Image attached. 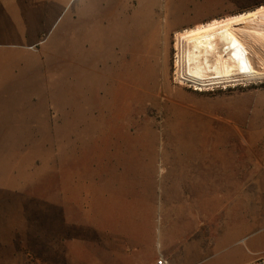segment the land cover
Returning <instances> with one entry per match:
<instances>
[{
	"label": "rangeland",
	"instance_id": "374dc122",
	"mask_svg": "<svg viewBox=\"0 0 264 264\" xmlns=\"http://www.w3.org/2000/svg\"><path fill=\"white\" fill-rule=\"evenodd\" d=\"M262 4L53 0L39 27L13 44L0 40V91L13 88L12 96L0 97V121L13 125L0 128V264H13V246L34 230L47 235L45 220L107 217L117 233L145 227L140 235L147 240L153 226L159 250L165 242L156 229L170 224L171 205L182 219L188 202L201 212V194L174 184L169 157L201 153L202 142L226 160L220 178L227 185L233 175L245 190L260 182L264 79L199 91L173 75L174 29ZM220 195L219 206L232 197ZM219 206L211 202L210 209ZM20 253L21 261L46 264ZM118 260L104 255L96 264ZM141 260L149 263L150 256Z\"/></svg>",
	"mask_w": 264,
	"mask_h": 264
},
{
	"label": "crops",
	"instance_id": "0c3cea01",
	"mask_svg": "<svg viewBox=\"0 0 264 264\" xmlns=\"http://www.w3.org/2000/svg\"><path fill=\"white\" fill-rule=\"evenodd\" d=\"M48 1L53 0H0V40L13 44V39L21 38L33 27H39ZM179 29H174V32ZM169 47L170 36L162 40L160 73ZM12 89L0 91V97L12 96ZM0 115L1 120L4 117L2 113ZM12 126L2 124L0 128L13 129ZM208 146V142L206 148L202 142L201 153L186 157L178 155L173 160L169 157L170 161L175 162V165H171L176 174L174 184L177 188L185 187L186 194H201V212H194L199 203L188 202L190 208H186L188 212L183 220L176 205H171L175 213L167 217L170 224L156 229L165 242L159 250L156 238L153 240V226H150L151 236L147 240L140 235L145 227L130 225L131 229L117 233L111 218L107 217H92L73 224L66 220H57L55 224L45 220L42 226L47 235H40L34 230V235L23 238L13 246V264H34L30 259L21 261L19 252L25 256L34 253L46 264H96L104 255L116 257L117 260L119 257L117 264H155L158 255L165 256L169 264H245L264 255V176L246 190L236 180V175L230 178L227 185L226 178H220V161L226 160H221L219 154L211 155ZM221 193L232 194L223 206H219ZM211 202L218 204L219 208L211 210ZM70 225L75 228L70 229ZM48 231L53 233L49 234ZM147 256H150L149 263L141 260Z\"/></svg>",
	"mask_w": 264,
	"mask_h": 264
},
{
	"label": "bare ground",
	"instance_id": "6f19581e",
	"mask_svg": "<svg viewBox=\"0 0 264 264\" xmlns=\"http://www.w3.org/2000/svg\"><path fill=\"white\" fill-rule=\"evenodd\" d=\"M176 40L181 85L264 79V4L179 30Z\"/></svg>",
	"mask_w": 264,
	"mask_h": 264
},
{
	"label": "built area",
	"instance_id": "2783aa9c",
	"mask_svg": "<svg viewBox=\"0 0 264 264\" xmlns=\"http://www.w3.org/2000/svg\"><path fill=\"white\" fill-rule=\"evenodd\" d=\"M175 41H177L176 40V36H175ZM176 60H177V48L175 47V61ZM173 78H174L173 79L174 82H178L177 71L176 70L174 72ZM239 83H237V84H239ZM187 84L190 87H192L194 90H199V91H202V89L203 90H208V89H214L215 87H218L216 85H214V86L212 85L211 87L207 85V86H204L202 88L201 86L194 85L192 82H187ZM221 86H223V85H221ZM221 86H219V87H221ZM155 264H169V263H168V259L165 256H160L159 258L156 259ZM245 264H264V255L258 256L257 258H255V259H253V260H251V261H249V262H247Z\"/></svg>",
	"mask_w": 264,
	"mask_h": 264
},
{
	"label": "flooded vegetation",
	"instance_id": "af4514ba",
	"mask_svg": "<svg viewBox=\"0 0 264 264\" xmlns=\"http://www.w3.org/2000/svg\"><path fill=\"white\" fill-rule=\"evenodd\" d=\"M172 44H173V46H174V42H173Z\"/></svg>",
	"mask_w": 264,
	"mask_h": 264
}]
</instances>
